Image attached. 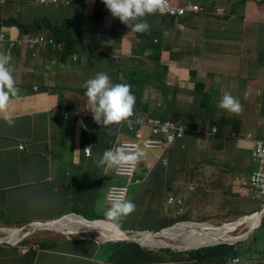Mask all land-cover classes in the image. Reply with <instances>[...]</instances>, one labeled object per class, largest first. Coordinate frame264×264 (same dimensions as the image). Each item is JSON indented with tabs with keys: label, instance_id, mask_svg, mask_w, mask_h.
I'll use <instances>...</instances> for the list:
<instances>
[{
	"label": "clouds",
	"instance_id": "clouds-1",
	"mask_svg": "<svg viewBox=\"0 0 264 264\" xmlns=\"http://www.w3.org/2000/svg\"><path fill=\"white\" fill-rule=\"evenodd\" d=\"M14 1L16 0H0V13ZM98 2L95 11L91 13L87 10L89 0H28L22 6L18 18L7 19L0 14V110L8 112L16 99L30 102L34 109L56 101L59 118L66 121L75 118L70 126L63 127L58 136L52 134V148L47 152L36 150L37 144L30 135L26 139L16 138L13 147L0 146V174L19 170L29 173L33 179L25 186L17 184L12 189L18 191L30 187L36 190L35 198L41 202L36 212L42 213V216L57 214L53 218L28 220L16 226H7V211L0 208V217H3L0 222V247L14 248L18 253L14 257L17 264L18 258H25L22 264H35L37 255L42 251L65 253L69 248L76 255V264H264V115L260 114L255 129L243 132L242 117L247 97L238 98L220 89V83L212 76L217 78V75H222V70L207 71L206 78L202 80L198 78L194 65L192 66V59L199 58L200 62L204 60V52L209 53L208 61L223 60L228 65L237 59L242 60V52L235 51L228 43L216 41L214 31L210 30L212 28L202 29L194 20H210L212 15L217 16V19L225 17L229 20L236 16L250 18L248 4L237 3L236 7L226 10L223 6L212 9L208 6V1ZM75 7H80V12L87 15L77 33L76 30L73 32L77 21L60 17L61 14L73 13ZM49 8L52 11L48 13L46 9ZM94 14L100 19L95 20ZM10 22L13 24L10 25ZM123 23L126 24L125 27L122 26ZM153 23L155 26H152ZM130 30L136 32L134 37L138 39L145 37L147 59L157 61L158 66L162 67L163 78L159 88L150 86L155 78V69L149 67L153 62L147 66V72H143L144 78L152 75L149 81L143 78H131L124 83L119 79L116 82L110 80L112 62L123 58L121 51H115V46L124 45V39ZM18 48L27 57L15 63L12 56ZM184 57L185 60L189 57L190 62L188 66L181 68ZM111 58L113 61H110ZM256 59L259 65L264 66V53L258 54ZM94 64L99 65V72L95 71ZM68 66H75L80 76L75 79L74 90L62 79L60 73V69ZM172 66L177 67V79L170 83L168 75ZM52 68L56 69L55 72H52ZM42 70H45L44 76ZM27 74L32 78L27 80ZM185 75H194L192 85L186 86ZM134 85L140 90L134 89ZM212 86H217L215 91L218 98L210 92L196 91ZM260 86L264 87V81ZM83 87L85 96L81 94ZM183 88L194 89L190 94L193 101L189 106L180 107L174 100ZM56 89H62L64 95L66 90L74 91L75 101L58 102V96L56 100H49L47 93L54 94ZM142 89L144 94L141 98ZM167 89L174 93L160 98L158 94H153V90ZM198 100V108L203 109L201 102L210 100L216 111L217 104L232 113H239L241 106V118L236 122L231 116L224 114L220 116V120L209 116L206 121L202 116L194 117L192 115ZM135 103L137 105L134 107ZM258 105L260 111L264 110L262 100ZM133 107L138 111L137 116L132 113ZM37 116L30 115L32 118ZM6 119L9 124L12 123L11 119ZM80 119L89 120L99 128L100 138L93 135L85 138ZM228 121L235 122L238 128H233L230 132L225 130ZM76 134L81 136L78 143L74 140ZM65 137L71 142H65ZM233 141L240 142L239 148L242 149L245 148L241 147L243 144H249L253 161L260 165L251 174L249 182L256 188L257 194L252 198H259V205L251 209L252 206L247 204L236 211V205L231 200V211L220 217L208 215L205 208L185 209L181 198L170 190L179 180L192 188L198 186L200 189L205 176H208L205 185L219 184L223 188L231 173L241 165L240 155L230 149L229 143ZM66 144L72 145L66 147ZM225 145L228 150L220 160L216 152H223ZM59 148L67 149V154L71 153L65 159L75 169L69 180L57 170H49L53 166L54 149ZM71 148L73 151H70ZM186 152H195L197 157L187 159ZM31 160L35 162V167ZM220 162L226 171L215 172L214 169ZM157 166L166 188L165 192L160 187L156 189L155 199L163 201L168 211L177 207L181 215L173 223H167L166 218L163 219L165 225L156 230H122L116 219L134 211V204L139 202L143 191L132 194L129 187L132 184L144 185L151 169ZM120 177L127 179L126 185H110L113 178ZM242 183L248 184L246 181ZM4 190L5 188L0 187V192ZM76 190L81 194L94 195L91 208L95 214H99L98 217L88 220L71 208L65 209L62 197L72 199ZM40 192H44L46 197L39 198ZM14 196L19 200L17 193ZM19 201L22 203L21 199ZM24 203L29 207L26 200ZM191 210L196 211L192 213ZM185 214L192 218L179 219L184 218ZM78 220L82 222L79 223ZM57 224L61 225V229L54 228ZM182 224H198L203 225V228H196L198 234L188 235L186 231L175 239L160 237L145 243V234H158ZM92 225L102 233L99 230H85ZM80 226L84 230L74 231ZM246 229L249 232L243 234ZM14 232H18V235ZM217 232L220 239L214 242L205 240L202 244L188 246L191 240L215 238ZM46 234L48 238L41 241L40 238ZM111 234H116L117 237L105 239L104 235ZM73 235H79V239H74ZM179 237H182L181 244L172 242ZM58 238L62 240L58 241ZM153 247L156 249L154 252ZM130 249L132 252L129 254ZM160 253H164L165 257ZM246 258L248 260L244 261Z\"/></svg>",
	"mask_w": 264,
	"mask_h": 264
},
{
	"label": "crops",
	"instance_id": "crops-1",
	"mask_svg": "<svg viewBox=\"0 0 264 264\" xmlns=\"http://www.w3.org/2000/svg\"><path fill=\"white\" fill-rule=\"evenodd\" d=\"M28 0H16L14 2L9 3L4 10L1 11L0 14L7 19L18 18L22 6L26 4ZM193 2H206L208 1V6L212 9L216 7L223 6L227 10L230 8L229 6H235L237 3H247L248 4V12L250 14V18L239 17L234 22L226 21L221 28L210 29L214 31L215 40L223 43H228L235 51L242 52L243 58L242 60H235L232 63L229 62L228 68L222 70V75L212 76L217 79L220 83V89L222 91H227L232 95L237 96L238 98H245L244 90L248 88V86L253 82L260 86V84L264 81V66L259 65L256 62V58L258 54L264 53V0H190ZM214 15L209 18L211 21L216 20L217 22L221 21V19H217L218 17ZM194 23L201 25L202 29L204 27L211 28L209 23L210 20L206 18H196ZM219 23L216 24V26ZM136 32L130 30L128 35L126 36L129 39H132V48L125 45L121 47L120 55L123 58H130L139 50L144 49L146 45V40L144 38L134 37ZM135 39H138L136 41ZM128 50V51H127ZM15 59V63L21 62L25 60L27 54L21 52V48H18L12 56ZM219 58V57H217ZM192 59V58H191ZM199 58L192 59V66L194 65V70L198 71V78H202L204 80L206 78L207 71H211L210 69L204 67V65L200 64ZM185 60H181L184 62ZM258 64V65H257ZM176 66H172V70L168 75V82L173 83L176 81L177 77H175ZM77 69L75 66H68L60 69V73L62 79L68 83V86H71L72 90L75 89V79H79V74L76 72ZM55 68H52V72H55ZM232 72L229 74V72ZM253 73L252 77L247 75L246 73ZM209 74V73H208ZM238 78L236 81L235 78ZM232 83L234 84L232 86ZM243 85L244 89L240 92L237 91V86ZM217 92L215 91V94ZM153 94H157L155 90H153ZM177 98L174 100L176 105L180 107L184 106V100L182 99L184 92H178ZM75 93L74 91L66 90L64 101L67 103H72L75 101ZM79 97L77 96V99ZM261 101V97L258 93H256L253 97H247V105L244 111V115L242 117V126L241 130L244 132L253 130L256 128L259 119H260V110L259 103ZM195 102V101H194ZM191 103V102H190ZM190 103L186 106H189ZM80 105L83 106V102L80 101ZM58 103L55 101L52 104H49L43 108L34 109L33 105L30 102H21L18 99L14 100L9 108L8 112L0 110V146L13 147L14 140L16 138L26 139L29 135L30 138L34 137V141L36 142V150H45V152L49 151L50 147L52 148V132L60 134L63 127L70 126L71 123L75 121L73 118L70 121H66L58 117L57 114ZM45 111H49L46 113ZM32 114H37V117H30ZM218 112L214 109L208 116L211 119L217 120ZM11 119L12 123L9 124L7 119ZM226 130V129H225ZM72 134V133H69ZM240 142L233 141L230 145V149L235 152V154L241 155L243 152L242 148H239ZM40 146V147H39ZM207 147L210 149L209 144ZM241 147H246V145H242ZM228 149L226 148L223 152H226ZM70 151H73L72 148ZM69 156L71 155L68 152ZM66 161L62 160L60 164H64ZM32 166L35 167V162L31 160ZM18 174H15V173ZM33 179L29 173L23 171H13L10 173H6L4 175L0 174V187L5 188L4 191L0 192V195H4V201L0 202V208H5L7 211V219L5 224L7 226H16L21 222H25L28 220H44L47 218H53L57 216V214H48L46 216H41L37 214L35 211H32L30 207H28L24 202L29 198L26 192H36L32 188L24 187L21 190L14 191L12 188L17 184H27L31 182ZM10 186V189L7 187ZM17 193L19 198L22 200V203L17 200L14 194ZM44 192H40L39 198H45ZM3 218V217H2ZM0 217V222L3 221ZM200 229L203 228L201 225L198 227ZM190 230L189 227H187ZM191 231V230H190ZM198 234L197 231L194 232ZM155 236V235H153ZM156 237V236H155ZM155 240V239H154ZM199 243L202 240L198 239ZM210 241V240H207ZM65 247H68L65 245ZM37 255L35 264H76V255L69 248L65 250V253L60 252H50V251H42ZM22 262H25V258H21ZM3 264H17L15 258L13 260L7 261L4 258Z\"/></svg>",
	"mask_w": 264,
	"mask_h": 264
},
{
	"label": "rangeland",
	"instance_id": "rangeland-1",
	"mask_svg": "<svg viewBox=\"0 0 264 264\" xmlns=\"http://www.w3.org/2000/svg\"><path fill=\"white\" fill-rule=\"evenodd\" d=\"M30 1V0H29ZM98 0H89V3L87 4V10L91 13L95 11ZM237 5V4H236ZM234 6H229L230 8L236 7ZM229 8V9H230ZM75 11L70 14H61L60 17H65L68 20H74L77 21L75 23L73 32L76 30V33L81 30L82 25L81 23L85 21L87 15L82 14L80 12V7H75ZM52 9H46V12H51ZM95 20H99L100 17L97 14L93 15ZM238 17L236 16L235 18H225L221 19V21L217 22L216 20L211 21L210 19V27L212 29L216 28H221L223 24L229 20V22L235 21ZM219 23V25L216 26V24ZM126 24H122L123 27H125ZM152 26H155V23L152 24ZM145 32V31H144ZM151 33V32H150ZM145 39V37H144ZM126 43L125 45H128V47L132 48V41L131 39L127 38L125 39ZM115 51L120 52L121 47L120 46H115ZM128 51V50H127ZM140 52L135 53L130 60L125 59L126 66L125 70L119 69L118 62L114 63L112 62V70L110 71L111 75V81L116 82L118 79L121 81V83H124V81H128L131 78L134 79H140L143 78V80L150 79L144 78L143 72H147V66L153 62V60L147 59L146 55L147 53L145 52L144 49L139 50ZM204 57V60L200 62V64L204 65V67L210 69L211 71L214 72H219L221 70L227 69L228 65L225 61L223 60H211L208 61L207 58L209 56V53L204 52L202 54ZM115 57V56H114ZM187 57V56H186ZM182 60H185V58ZM117 58V57H115ZM14 60V59H13ZM117 60V59H116ZM110 61H113V58H111ZM190 62V58L188 57L184 62L180 64V67H186L188 66ZM29 65V62L26 63ZM84 64L87 66V62L84 61ZM159 64L157 61L153 62L150 68L155 69V74H154V79L151 81L150 86L154 89L160 87L161 80L163 78V69L161 66H158ZM129 70H127L126 67H130ZM94 69L96 72L100 71L99 65H93ZM87 72V71H86ZM232 72L230 71L229 74ZM42 74L44 76L45 70H42ZM135 74V75H132ZM166 74V72H165ZM247 75H250L252 77L253 73L247 72ZM193 76L194 75H185L184 77L187 79L185 82L186 86H190L193 83ZM27 80L31 79V75L27 74L26 76ZM237 82L238 78H235ZM198 80V79H197ZM200 80V79H199ZM58 81L60 82V77L58 76ZM83 81V80H82ZM158 83V84H157ZM234 84L232 83V86ZM217 89V86H212L209 88H206V90H196V91H205V92H210L212 95L215 94V90ZM244 89L243 85L239 83L237 86V91L240 92ZM182 91L184 92V95L182 99L184 100V106L188 105L190 102L193 101V97L190 95L194 91V89H189V88H183ZM54 94L47 93L49 96V100H56V96H58V102H62L64 100V92L62 89H56L53 91ZM85 88H82L81 94L85 96ZM158 94V98L163 97V96H169L170 94H173L174 91L170 90H158L156 91ZM256 93H258L261 97L262 103L264 104V87H261L255 83H251L247 89L244 90V96L246 97H253ZM204 94H202L203 96ZM207 96V94H206ZM215 97L218 98L219 95L215 94ZM216 109L218 111L217 120H220V116L222 114L226 116H231L236 122H238L241 118L242 115V107L240 106V111L239 113H232L228 112L216 105ZM233 128H238L235 122L228 121L225 124V129L230 132ZM245 132V130H244ZM68 133V130L66 131V135ZM53 135H55L54 132H52ZM74 140L76 143L80 142L81 136L79 134H76L74 136ZM65 142H71L66 139L65 137ZM72 144H66V147H70ZM180 146V145H179ZM181 150V149H180ZM243 152L239 153L240 159H241V165L236 168L234 172L231 173V177L229 181L226 182V185L224 184V187L221 188L219 184L216 185H205V181H208V176L204 177V181L202 182V185H200V189H198V186L192 188V186H188L187 184H183L180 180L174 187L170 190L174 193L175 196H179L181 200L184 203V208L185 209H192L193 207L203 209L205 208L208 212V215L210 216H222L227 214L229 211H231V207L229 205V202L231 201L232 204L236 205V208L238 210L242 209L244 205L250 204L252 207L251 209H255L259 204L258 199L259 198H252L255 197L257 192L256 188L250 185V177L251 174L260 168V165L258 163H255L252 159L251 156V148L249 144L246 145V147L242 150ZM67 149L64 148H59V149H54L53 152V166L49 168V170H57L59 173L63 174L64 177H67L68 180L70 179V175L75 172V169L71 166V164L66 161L65 164H60L62 160H65L67 158ZM48 156V154H47ZM216 156L222 160L225 157L224 152H216ZM185 157L187 159H195L197 157V153L195 152H186ZM218 170H224L226 171L223 163H219L216 165L214 171ZM212 177V175H209ZM216 177V175H215ZM164 179L161 180V170L157 166L156 168L151 169L150 176L146 183L144 185H135L132 184L129 187L130 193L132 194H139L142 190L141 195L139 196V202L135 205L134 211L127 215H123L119 218H117L118 226L124 231H131L130 228L132 229H138V230H143V229H149V230H156L165 225L163 222V219L166 218L167 223H173L175 219H177L178 215H181L179 213V210L177 207L170 208L169 211L166 209V206L163 201L161 200H156V189L159 187L162 189L163 192H165V185L162 183ZM243 181L248 182L247 185H243ZM127 184V179L120 177V178H113L110 182V185H126ZM159 185V186H158ZM67 186V185H66ZM9 189L10 187L7 186ZM252 188V189H251ZM16 194V193H15ZM14 194V195H15ZM27 194L30 196L27 198V204H29V207L32 211L36 212V209H39L40 207V200L36 199V193L35 192H26L24 195ZM232 194L233 196H231ZM94 195H85L79 193L77 190L73 194L72 199H67V197H62V201L64 203L65 209H73L74 211L80 213L81 215L87 217L86 219L92 220L95 217H98L99 214H95L94 210L91 208V202L93 201ZM233 197V199H232ZM20 200V198H19ZM4 201V195H0V202ZM137 202V201H136ZM192 213H195L196 210H191ZM243 210V212H245ZM37 213V212H36ZM42 216V213H37ZM1 215V214H0ZM192 218L185 214L184 218H179V219H189ZM196 219V218H193ZM79 222V221H78ZM82 222V221H81ZM79 222V223H81ZM184 225H198V224H184ZM203 226V225H202ZM249 232V229H246L243 231V234ZM42 235V234H39ZM48 238V235H44L40 238V240H45ZM74 239H79V235H73ZM61 238H58V241H61ZM264 240V239H263ZM175 244H181L182 243V237H179L176 241H172ZM36 243V242H35ZM151 247V246H150ZM148 247V248H150ZM162 248V247H161ZM66 249V248H64ZM156 249L153 247L152 252H154ZM163 249H161L162 251ZM18 253L15 251L14 248L8 247L3 249L0 247V264H3L4 258H6L7 261H12L13 258L17 255ZM160 255L165 257L164 253H160ZM9 256V257H8ZM18 258V257H17ZM186 258V257H184ZM19 264H22V261L18 258ZM185 260V259H184ZM248 259L246 258L244 261H247ZM137 263V262H136ZM169 263V262H167ZM153 264V263H151ZM164 264V263H163Z\"/></svg>",
	"mask_w": 264,
	"mask_h": 264
},
{
	"label": "trees",
	"instance_id": "trees-1",
	"mask_svg": "<svg viewBox=\"0 0 264 264\" xmlns=\"http://www.w3.org/2000/svg\"><path fill=\"white\" fill-rule=\"evenodd\" d=\"M13 24V22H10V25H12ZM116 62H118L119 64H118V68L119 69H123V70H125V66H126V62H125V59H123V58H119V59H117V60H115L114 61V63H116ZM127 68V70H129L130 68H131V66L130 67H126ZM150 77V79H148V81L149 80H151V78H152V75H150V76H148V78ZM197 87H200V85H198ZM134 89H137V90H140L139 88H137V86H135L134 85V87H133ZM143 94H144V90L142 89L141 90V93H140V97L142 98L143 97ZM199 101L200 100H198L197 102H196V104H195V107H194V113H193V115L192 116H198V117H200V116H202V117H204V120L206 121V119H207V117H208V115L215 109L214 108V105L210 102V100H207V102L205 103V102H201L203 105H204V108L202 109V108H198V103H199ZM137 104L135 103L134 104V107L136 106ZM133 107V114L134 115H138V111L135 109ZM260 114H262V115H264V110H262V111H260L259 112ZM80 121V125H81V128H82V133H83V136L85 137V138H87L88 136H90V135H93V136H95L96 138H100V136H101V130L99 129V128H97L95 125H93L92 123H91V121H89V120H86V119H80L79 120ZM104 137H106V136H104ZM120 247H124L123 245H120ZM126 248H125V252H126ZM132 252V249H130L129 251H128V253L130 254Z\"/></svg>",
	"mask_w": 264,
	"mask_h": 264
},
{
	"label": "bare ground",
	"instance_id": "bare-ground-1",
	"mask_svg": "<svg viewBox=\"0 0 264 264\" xmlns=\"http://www.w3.org/2000/svg\"><path fill=\"white\" fill-rule=\"evenodd\" d=\"M78 221L81 222L80 220H78ZM200 226L201 225H196V226L195 225H184V224L177 225L174 228H171L169 230H165V231H163L161 233H158V234H152V235L145 234L144 235V240H145V243H147L149 241H153L154 239H157V238H160V237L166 238V239H175L177 236H180L182 234L184 235V233L186 231L188 232V235H193V234H195L194 232L196 231V228L200 227ZM187 227H189L191 231L188 230ZM54 228L55 229H61V225L57 224V225L54 226ZM78 230H84V229L80 226L79 229L74 230V231H78ZM85 230L87 232H89V231H97L99 229L92 225V226H88L87 228H85ZM99 231L102 233L101 230H99ZM14 234L17 236L18 232H14ZM222 234H223V232H222ZM153 235H155L156 237L153 236ZM104 237H105V239L116 238L117 235L116 234L104 235ZM218 239H220L219 232H217V234L215 235V238L204 239L200 243H199L198 239L197 240H191V241L188 242V246H196L198 244H202L203 241H205V240L206 241L210 240L208 242H214L215 240H218Z\"/></svg>",
	"mask_w": 264,
	"mask_h": 264
}]
</instances>
